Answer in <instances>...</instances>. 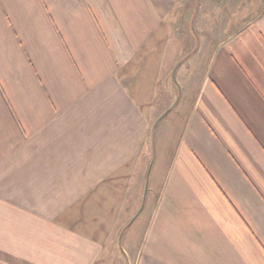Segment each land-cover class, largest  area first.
<instances>
[{"label": "crops", "instance_id": "obj_1", "mask_svg": "<svg viewBox=\"0 0 264 264\" xmlns=\"http://www.w3.org/2000/svg\"><path fill=\"white\" fill-rule=\"evenodd\" d=\"M193 2L0 0V264H264V10Z\"/></svg>", "mask_w": 264, "mask_h": 264}, {"label": "rangeland", "instance_id": "obj_2", "mask_svg": "<svg viewBox=\"0 0 264 264\" xmlns=\"http://www.w3.org/2000/svg\"><path fill=\"white\" fill-rule=\"evenodd\" d=\"M196 16L200 19L209 17L212 27L209 31L198 34V46L200 40H206L209 45H214L224 35L237 30L245 21L264 10V0H194ZM206 26V25H205ZM199 32V30H198ZM198 61L201 63L202 57ZM119 251L113 249L107 263L102 264H124L119 257ZM110 261V262H109Z\"/></svg>", "mask_w": 264, "mask_h": 264}]
</instances>
